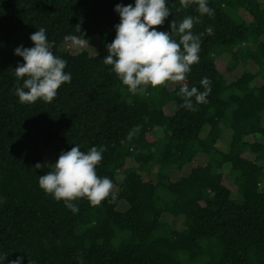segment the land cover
Instances as JSON below:
<instances>
[{
    "label": "trees",
    "instance_id": "trees-1",
    "mask_svg": "<svg viewBox=\"0 0 264 264\" xmlns=\"http://www.w3.org/2000/svg\"><path fill=\"white\" fill-rule=\"evenodd\" d=\"M134 3L0 0V264H264V0H207L214 16L193 33L214 34L202 36L186 83L203 91L207 77L211 93L207 103L193 98L195 111L182 107L180 85L133 95L104 64L115 6ZM167 3L157 31L199 16L195 5ZM40 28L71 82L50 104H22L14 50L33 47ZM54 145L103 146L96 172L112 180V195L96 207L76 201L75 214L46 195L38 179L52 170Z\"/></svg>",
    "mask_w": 264,
    "mask_h": 264
},
{
    "label": "clouds",
    "instance_id": "clouds-1",
    "mask_svg": "<svg viewBox=\"0 0 264 264\" xmlns=\"http://www.w3.org/2000/svg\"><path fill=\"white\" fill-rule=\"evenodd\" d=\"M179 5L177 12L197 6L199 16H185L179 24L172 20L170 31H157L172 14L167 0H135L134 6L117 4L114 11L119 14L120 22L115 26L114 40L106 45L107 55L103 62L111 66L112 72L133 95L143 94L149 87L158 90L170 84L180 85L182 107L195 111L193 98L197 104L207 103L206 97L211 93L210 80L207 77L201 79L204 90L200 91L197 87L189 89L186 79L191 66L199 63L202 36L214 32L208 27L205 33L194 34L193 28L201 23L200 17H212L214 12L208 7L207 0H179ZM64 39L79 47L87 43L86 39L73 35ZM30 40L33 47L19 46L14 50V54L24 61L14 70L16 79L22 81L15 94L22 104H33L38 100L50 104L60 87L71 82V75L64 71L67 61L53 54L44 28L35 31ZM105 150L102 146L84 152L75 145L69 151L61 152L51 164L52 170L39 177L40 189L54 200L63 201L74 214L79 211L75 202L80 199H86L93 207L101 205L112 195L114 188L112 180L101 178L96 172ZM41 167L40 163L35 165L36 169ZM21 259L17 257L9 264H21Z\"/></svg>",
    "mask_w": 264,
    "mask_h": 264
},
{
    "label": "rangeland",
    "instance_id": "rangeland-1",
    "mask_svg": "<svg viewBox=\"0 0 264 264\" xmlns=\"http://www.w3.org/2000/svg\"><path fill=\"white\" fill-rule=\"evenodd\" d=\"M93 45H94L93 42H90V41L88 42V46L93 47ZM60 49L63 51H73L75 47L72 45L66 44V45H62ZM60 151H61V146L54 145L52 151L46 156L48 164L51 168H52L51 164H53L57 160V157L59 156ZM197 161H205V158L200 156L197 158ZM164 220L167 223L175 227L181 223L180 219H173V218H170L169 216H164Z\"/></svg>",
    "mask_w": 264,
    "mask_h": 264
}]
</instances>
